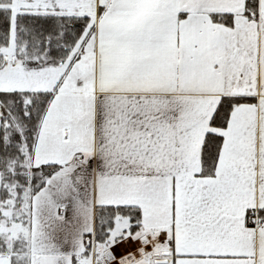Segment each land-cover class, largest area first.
I'll use <instances>...</instances> for the list:
<instances>
[{
  "label": "snow or ice",
  "instance_id": "obj_1",
  "mask_svg": "<svg viewBox=\"0 0 264 264\" xmlns=\"http://www.w3.org/2000/svg\"><path fill=\"white\" fill-rule=\"evenodd\" d=\"M0 264H264V0H0Z\"/></svg>",
  "mask_w": 264,
  "mask_h": 264
}]
</instances>
